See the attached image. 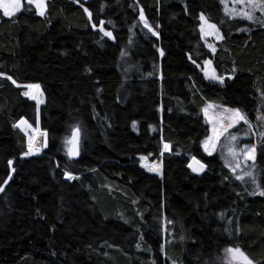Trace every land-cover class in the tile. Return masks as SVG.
Listing matches in <instances>:
<instances>
[{"label": "trees", "instance_id": "1", "mask_svg": "<svg viewBox=\"0 0 264 264\" xmlns=\"http://www.w3.org/2000/svg\"><path fill=\"white\" fill-rule=\"evenodd\" d=\"M23 4L32 10L0 12V264H211L233 246L264 264V197L201 148L205 105L251 118L264 104V26L226 17L220 0H47L44 16ZM201 12L224 36L215 54L201 39ZM205 60L225 85L204 78ZM28 83L44 92L39 113L22 95ZM21 120L47 132L41 156H24L28 132L13 127ZM74 126L82 150L71 159L64 140ZM142 156L160 160L162 176ZM192 156L208 165L203 174L187 167ZM262 169L258 154L264 183Z\"/></svg>", "mask_w": 264, "mask_h": 264}, {"label": "snow or ice", "instance_id": "2", "mask_svg": "<svg viewBox=\"0 0 264 264\" xmlns=\"http://www.w3.org/2000/svg\"><path fill=\"white\" fill-rule=\"evenodd\" d=\"M220 3L224 5L225 15L230 19H241L247 20L250 23L259 22L262 26H264V0H233L235 5L240 6L239 8L233 7L229 8L226 0H220ZM27 4L35 7L36 14L39 16H44L47 4L46 0H27ZM102 8L104 5L101 6ZM24 11H31V7L25 9L22 0H0V12H2L3 17L12 19L17 16L18 13ZM187 11V7L185 9ZM84 11L88 14L89 20H91L92 13L89 12L87 8ZM256 13L260 15L257 16ZM140 22L143 23L144 28L148 30L152 36L159 38L158 31L149 24L144 10L141 8L139 12ZM200 21L199 31L201 34V39H205L209 36H214L218 40H223L224 36L221 34L220 28L216 23L210 22L209 18L201 12L198 17ZM15 22V21H14ZM109 23H111L109 21ZM221 23H224L223 21ZM103 24V22H101ZM158 27V26H156ZM95 28V25H93ZM103 32L104 37H108L109 39H114L113 34L110 31H105L103 27L99 29ZM240 31H248V29L241 28ZM103 39V37H101ZM210 51L215 54L216 47L212 44L207 45ZM121 58H123L126 53H120ZM160 55L163 56L164 52L161 50ZM192 59V57H189ZM192 63L196 64V61L192 59ZM205 67L203 70L204 78L209 80L210 82H215L220 84L221 86L225 85V77L223 75H217L216 69L212 67L211 60L204 61ZM196 67L200 68V64H196ZM91 69L87 68L86 72L91 73ZM235 72V69H233ZM7 79L11 80L13 84L17 87H21L20 84H17L16 80H13L12 77H7ZM227 79H233V76H228ZM27 91H24L22 95L27 97L30 100H34L36 102V109L39 112L40 105L45 101L43 99L44 92L41 90V85L38 83H28L23 85ZM102 91V90H101ZM261 100H264V92L261 93ZM220 106L215 105H207L202 111L205 116V120L207 123L211 124V135L206 137L202 142V148L207 156L211 157L217 150V146L221 142V137H224L226 133H228L225 140V148L227 155L225 156V149L221 150V157L225 159V167H228L229 170L233 173L236 180L245 182L246 178L250 181V183L254 186L253 190L249 193L250 195H259L264 197V183H262L256 176L257 170V156L259 149H264V132L260 133V142L259 144H246L244 147H238L239 137L237 134L229 133V129L236 128L238 125L243 123L247 126L245 131V136L251 132L254 125L251 122L248 114L243 112L239 108H223L218 112H213L214 108H219ZM257 121L261 122L264 125V114L257 115ZM23 125L22 130L26 132L27 129H30L32 126L28 124L26 120H21L19 123L13 124L14 128H20ZM136 124L133 122V128H135ZM82 129L80 126H74L71 135L66 137L64 140V144L66 146L67 155L69 158L79 157L82 150V138H81ZM41 136L44 137L42 146H37L35 142V137L30 136L27 144V151L24 152V156H35L39 155L42 151V148L48 147L47 141V132H41ZM170 145L164 144V151H169ZM163 155V152H161ZM259 155L261 158H264V151H259ZM140 160L146 161L147 157H140ZM251 162V163H249ZM9 165L13 163L11 160L8 162ZM59 166V165H57ZM141 167H146L148 171L155 172L157 175L162 176L161 164H152L147 165L145 163H141ZM187 167L191 169L193 173L196 175H200L204 173L208 167V165L201 160L197 159L195 156L191 157V162L188 163ZM239 170V171H238ZM15 171V169H13ZM95 171V169H93ZM264 171V169H262ZM65 179L68 180H77L79 177L73 176L70 172H64ZM227 179V178H226ZM5 191L4 187H0V193ZM239 195V193H237ZM225 213H220V218L224 219ZM127 222V221H125ZM168 224H172L173 221H167ZM229 224H233V221L229 220ZM167 231V228H165ZM227 231V230H226ZM235 231L239 232L240 229L236 228ZM184 237L181 236V239ZM143 240V235L140 237ZM138 250L141 249V245H136ZM161 250L164 251L163 246ZM147 251H151V249H147ZM152 264H155L153 261ZM175 264V262H174ZM221 264H256L254 260H252L239 246L228 247L224 250V257L221 258Z\"/></svg>", "mask_w": 264, "mask_h": 264}, {"label": "rangeland", "instance_id": "3", "mask_svg": "<svg viewBox=\"0 0 264 264\" xmlns=\"http://www.w3.org/2000/svg\"><path fill=\"white\" fill-rule=\"evenodd\" d=\"M26 3H27V0H24ZM47 1V0H46ZM78 1H80V0H78ZM81 1H86V0H81ZM226 2H227V4H228V7L231 9V8H233V7H236V8H239L240 6H238V5H235L234 3H233V0H226ZM22 3H23V0H22ZM222 5V9H223V13H224V15H225V12H224V5L223 4H221ZM34 7V6H33ZM35 8V7H34ZM256 15L257 16H259L260 14L259 13H256ZM226 16V15H225ZM226 17H228V16H226ZM229 18V17H228ZM237 20H241V19H237ZM243 21H246V22H248L247 20H243ZM259 22H257V24H258ZM142 25H143V23H142ZM155 28V27H154ZM156 29V28H155ZM103 33V32H102ZM219 40L218 39H216L214 36H209V37H207V38H205V39H203V42H204V44H205V46H206V48L207 49H209L208 48V44H212V45H214L215 46V44L218 42ZM210 50V49H209ZM205 67V65H204V63H203V66H202V69ZM201 69V72H202V74H203V70ZM204 76V75H203ZM207 80V79H206ZM209 81V80H208ZM212 83H215V82H212ZM216 84H218V83H216ZM218 85H220V84H218ZM24 91H27V89L25 88V90ZM26 99H28L27 97H25ZM29 101H31V102H33L35 105H36V102L34 101V100H30V99H28ZM42 105V104H41ZM40 105V106H41ZM207 105H209V104H207ZM207 105H205L204 106V108L207 106ZM211 105H213V104H211ZM215 106H220L219 108H214L213 109V112H218V111H220L221 109H223V108H225V107H223L222 105H215ZM203 108V109H204ZM202 109V110H203ZM39 113V112H38ZM262 114H264V104L263 103H259V106L256 108V110H255V112H254V114H253V116L250 118V120H251V122L253 123V125H254V127H253V129L251 130V132L250 133H248V135L247 136H245V131H246V129H247V126L246 125H244L243 123H241L240 125H238L236 128H232V129H229V133H234V134H237L238 135V137H239V140H238V147H244V145H246V144H249V143H252V144H259V142H260V133L261 132H264V125H262V123L261 122H259V121H257V119H256V117H257V115H262ZM202 115H203V117H204V119H205V116H204V113H203V111H202ZM37 118L39 119V116H37ZM37 119V120H38ZM206 121V120H205ZM207 123V122H206ZM207 125H208V128H209V134H208V136H210L212 133H211V128H212V126H211V124H209V123H207ZM22 128H23V125L20 127V128H17L23 135H24V133H23V130H22ZM25 132V131H24ZM28 132V135H27V138H26V136L24 135V137H25V139H26V144H28V139H29V137L30 136H32V137H35V142H36V144H38V146H41V141H42V143H43V140H44V137L43 136H41L40 135V131H39V129L38 128H30V130L29 131H27ZM227 135H228V133H226L225 134V136L224 137H221V142H220V144L217 146V150H216V152L213 154V155H215V156H217L220 160H221V162L223 163V165H225V159H223L222 157H221V150L222 149H225V156L227 155V153H226V148H225V140H226V137H227ZM40 138V139H39ZM201 145H202V143H201ZM201 148H202V146H201ZM202 150H203V148H202ZM45 151V148H42V151L40 152V154L39 155H35V156H33V157H38V156H41L42 155V153ZM170 151V150H169ZM169 151H164V144L162 145V152H163V154H165V153H169ZM259 151H264V149H259ZM259 151H258V154H259ZM203 152H204V150H203ZM205 153V152H204ZM206 154V153H205ZM207 155V154H206ZM189 162H191V161H189ZM141 163H145V164H147V165H152V164H161V161L159 160V161H156V162H150V161H141ZM141 163H140V165H141ZM249 163H251V162H249ZM146 171H148L147 170V168L146 167H143ZM228 168V167H227ZM161 169H162V164H161ZM191 170V169H190ZM228 170H229V168H228ZM230 171V170H229ZM239 171V170H238ZM148 172H150V171H148ZM231 172V171H230ZM150 173H153V174H156L155 172H150ZM232 173V172H231ZM203 174V173H202ZM233 174V173H232ZM157 175V174H156ZM201 175V174H200ZM234 176V175H233ZM235 178V177H234ZM66 180H68V179H66ZM238 181V180H237ZM239 182H241V181H239ZM247 182H250L249 180H248V178H246V180H245V182H243V183H247ZM160 223H161V227H162V229H163V231H165V228H167V231H165V232H168L170 235H173L174 233H173V229H172V227H171V224H168L167 223V219H165V217H164V215L160 218ZM224 257V250L223 251H221V253L213 260V262L211 263V264H221V258H223Z\"/></svg>", "mask_w": 264, "mask_h": 264}, {"label": "bare ground", "instance_id": "4", "mask_svg": "<svg viewBox=\"0 0 264 264\" xmlns=\"http://www.w3.org/2000/svg\"><path fill=\"white\" fill-rule=\"evenodd\" d=\"M40 139V138H39ZM37 146H38V144H37ZM41 146H42V141H41ZM205 154V153H204Z\"/></svg>", "mask_w": 264, "mask_h": 264}, {"label": "water", "instance_id": "5", "mask_svg": "<svg viewBox=\"0 0 264 264\" xmlns=\"http://www.w3.org/2000/svg\"><path fill=\"white\" fill-rule=\"evenodd\" d=\"M27 138V137H26ZM77 158V157H76ZM76 158H71V159H76Z\"/></svg>", "mask_w": 264, "mask_h": 264}, {"label": "crops", "instance_id": "6", "mask_svg": "<svg viewBox=\"0 0 264 264\" xmlns=\"http://www.w3.org/2000/svg\"><path fill=\"white\" fill-rule=\"evenodd\" d=\"M166 154V153H165Z\"/></svg>", "mask_w": 264, "mask_h": 264}]
</instances>
